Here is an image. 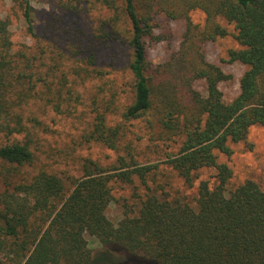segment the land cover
Wrapping results in <instances>:
<instances>
[{
	"label": "trees",
	"instance_id": "obj_1",
	"mask_svg": "<svg viewBox=\"0 0 264 264\" xmlns=\"http://www.w3.org/2000/svg\"><path fill=\"white\" fill-rule=\"evenodd\" d=\"M99 1L109 13L103 35L129 49L134 98L123 117L138 120L157 112L164 128L181 138L166 163L191 187L196 172L213 169L216 184L201 181L195 205L150 191L137 215L115 225L106 214L113 184L138 178L150 190L148 178L158 164L119 157L116 165L102 168L89 160L83 177L67 190L59 176L46 171L19 178V168L34 160L29 144H0V161L15 166L4 172L0 189V251H7L14 264H264V190L251 179L230 188L233 171L218 160V154L231 155L230 144L245 141L251 127L264 126V0ZM22 4L33 35L32 0ZM198 10L206 15L204 26L190 19ZM159 14L187 23L180 49L161 78L147 59V40L155 38L153 21ZM223 21L234 26L242 47L230 52V61L246 67L239 94L230 102L220 84L232 77L208 62L205 53L206 43L229 35ZM9 28L0 18V117L15 121L14 132L7 125L13 135L25 128L12 107L22 106L34 88L21 82L26 74L20 62L7 60ZM198 81L205 82L207 95L195 89ZM17 87L21 91L12 99ZM97 119L93 137L115 148L120 129L108 127L104 116ZM87 236L102 250L90 248Z\"/></svg>",
	"mask_w": 264,
	"mask_h": 264
},
{
	"label": "rangeland",
	"instance_id": "obj_2",
	"mask_svg": "<svg viewBox=\"0 0 264 264\" xmlns=\"http://www.w3.org/2000/svg\"><path fill=\"white\" fill-rule=\"evenodd\" d=\"M32 6L33 35L23 17L22 0H0V18L9 22L12 42L7 60L20 62L21 71L26 74L21 82L34 88L22 106L12 107L13 114L22 118L23 133L9 135L8 124L13 132L19 127L5 114L0 117V144L28 143L34 154L30 165L19 168V178L46 171L59 176L66 189L71 190L73 182L85 174L87 161L108 168L116 165L119 157L128 161L133 158L140 165L158 164L159 169L148 178L150 190L138 178L133 184H113V201L106 212L112 223L117 225L126 216L137 215L141 200L150 191L195 205L200 182L215 185L216 171L196 172L192 187L189 186L166 163L170 155L178 152L181 138L164 128L158 113L153 111L131 121L123 117L134 98L129 49L114 36L111 39L103 35L109 13L100 1L32 0ZM190 19L204 26L206 15L193 11ZM221 24L229 35L206 43L205 53L208 62L219 65L232 77L220 84L224 100L230 102L239 94V81L246 67L230 61V52L242 47L236 40L234 26L225 21ZM153 25L156 39L147 40V59L152 72L161 78L180 49L187 23L185 19L159 14ZM28 63L32 64V71L27 69ZM194 87L207 95L204 81L196 82ZM20 88L14 90L12 99ZM99 116L105 117L108 127L120 129L115 148L93 137ZM230 148L231 155L218 154V160L233 171L229 187L251 179L264 190V126L251 127L247 139L231 143ZM14 168L0 161V189L5 187L4 172ZM11 179L15 181L17 177ZM87 240L90 248L102 250L96 238L87 236ZM0 264H14L7 251H0Z\"/></svg>",
	"mask_w": 264,
	"mask_h": 264
}]
</instances>
